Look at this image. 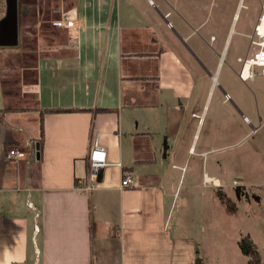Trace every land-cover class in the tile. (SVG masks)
Listing matches in <instances>:
<instances>
[{
    "label": "crops",
    "instance_id": "obj_1",
    "mask_svg": "<svg viewBox=\"0 0 264 264\" xmlns=\"http://www.w3.org/2000/svg\"><path fill=\"white\" fill-rule=\"evenodd\" d=\"M242 1L215 32L202 0H17L18 44L0 47V264L208 262L225 240L219 217L235 216L217 192L239 209L243 188L217 167L235 145L219 147L218 128L234 136L237 106L223 90L229 101L215 100ZM6 12L0 0V22ZM96 136L124 176L106 168L87 193ZM14 146L24 159L6 158ZM258 176L249 194L264 187Z\"/></svg>",
    "mask_w": 264,
    "mask_h": 264
},
{
    "label": "rangeland",
    "instance_id": "obj_2",
    "mask_svg": "<svg viewBox=\"0 0 264 264\" xmlns=\"http://www.w3.org/2000/svg\"><path fill=\"white\" fill-rule=\"evenodd\" d=\"M202 1L200 19L203 18V21L207 19L209 25L214 26L215 32L223 30L225 26L228 28L239 0ZM262 2L264 0L242 1L244 5L242 18L238 21L237 32L234 34L230 49L226 54L228 61L222 71L220 70L219 85L222 89L219 85L216 87L215 100H222L223 96L226 98L223 91L228 92L232 95L237 106L236 108L230 102L228 104L235 116L234 136L228 138L230 129L218 128L217 134L220 137L222 133L224 135L219 139V147L231 143H235V145L217 153L219 156L217 167L221 172L225 166L229 165L227 176L223 179L225 185L230 187L233 181L237 180L243 188L235 190L237 197L235 196L233 200L238 204L239 209L237 208L234 213H229L231 216H235L226 217L223 215V217H219L218 231L221 239L225 235V240L220 241V244L218 242V250L213 251L206 264H243L246 262L236 245L237 239L242 240L246 236L254 239L257 244L260 264H264V187L251 188L254 190L250 194L244 189L247 183L260 180L258 174L264 171V76L257 77L253 82L245 84L240 82L236 76V71L239 69L236 58L247 52L248 37L252 34ZM202 36L203 46L207 48L204 50V55H207L211 51L206 44L207 41L209 42V36L207 34ZM244 117H247L248 120L244 121ZM261 181L264 182V178ZM182 200H184L183 197L177 195L178 206L181 205ZM207 220V216L205 215L204 218L203 213L204 225L208 224Z\"/></svg>",
    "mask_w": 264,
    "mask_h": 264
},
{
    "label": "built area",
    "instance_id": "obj_3",
    "mask_svg": "<svg viewBox=\"0 0 264 264\" xmlns=\"http://www.w3.org/2000/svg\"><path fill=\"white\" fill-rule=\"evenodd\" d=\"M53 25L71 27V22L63 23L61 21H55L53 22ZM248 38L249 52L246 55L237 58L239 69L236 74L243 83L253 82L257 77L264 76V2L261 3L257 21L254 24L251 36ZM212 40H214V37H212ZM226 100H229V95L227 94ZM25 157L26 154L21 147H10L6 152V158L8 160L19 161ZM87 162L89 164V175L87 181L79 187L87 193H91L97 188L100 181V173L106 168L118 167L124 176L122 163L110 162L108 152L101 143L100 138L97 136L91 143ZM125 176L127 177L122 179V187H132L133 180L129 175ZM207 183H210V181H207ZM236 183L237 182L234 184Z\"/></svg>",
    "mask_w": 264,
    "mask_h": 264
},
{
    "label": "water",
    "instance_id": "obj_4",
    "mask_svg": "<svg viewBox=\"0 0 264 264\" xmlns=\"http://www.w3.org/2000/svg\"><path fill=\"white\" fill-rule=\"evenodd\" d=\"M7 1V12L4 19L0 22V47L14 46L18 44V26H17V0H6ZM12 24V32L7 34L2 30V26L6 23ZM8 37L9 39H6ZM226 49L221 56V65L224 59ZM220 65V66H221ZM217 85V78H213V88Z\"/></svg>",
    "mask_w": 264,
    "mask_h": 264
},
{
    "label": "trees",
    "instance_id": "obj_5",
    "mask_svg": "<svg viewBox=\"0 0 264 264\" xmlns=\"http://www.w3.org/2000/svg\"><path fill=\"white\" fill-rule=\"evenodd\" d=\"M67 110H51L50 112H62ZM69 111V110H68ZM43 130V127H42ZM43 143V134H42V140L38 143V149L40 150ZM40 146V147H39ZM37 147V146H36ZM217 196L227 209L229 213H234L236 211L234 203H232L231 200H229L225 194L222 192H217ZM239 248L243 255L248 256L250 258L248 264H260L259 260V253L256 248V245L249 237H244L239 243Z\"/></svg>",
    "mask_w": 264,
    "mask_h": 264
},
{
    "label": "bare ground",
    "instance_id": "obj_6",
    "mask_svg": "<svg viewBox=\"0 0 264 264\" xmlns=\"http://www.w3.org/2000/svg\"><path fill=\"white\" fill-rule=\"evenodd\" d=\"M213 85V84H212Z\"/></svg>",
    "mask_w": 264,
    "mask_h": 264
}]
</instances>
